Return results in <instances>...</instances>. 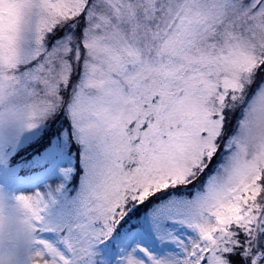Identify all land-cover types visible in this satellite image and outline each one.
I'll return each mask as SVG.
<instances>
[{
    "label": "snow or ice",
    "instance_id": "obj_1",
    "mask_svg": "<svg viewBox=\"0 0 264 264\" xmlns=\"http://www.w3.org/2000/svg\"><path fill=\"white\" fill-rule=\"evenodd\" d=\"M0 264H264V0H0Z\"/></svg>",
    "mask_w": 264,
    "mask_h": 264
}]
</instances>
